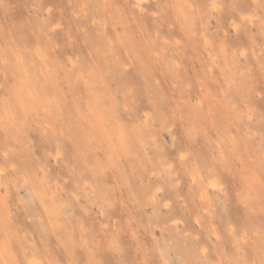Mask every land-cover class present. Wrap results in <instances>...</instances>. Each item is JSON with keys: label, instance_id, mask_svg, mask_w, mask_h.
Here are the masks:
<instances>
[{"label": "rangeland", "instance_id": "1", "mask_svg": "<svg viewBox=\"0 0 264 264\" xmlns=\"http://www.w3.org/2000/svg\"><path fill=\"white\" fill-rule=\"evenodd\" d=\"M136 5L0 0V264H264V0Z\"/></svg>", "mask_w": 264, "mask_h": 264}, {"label": "bare ground", "instance_id": "2", "mask_svg": "<svg viewBox=\"0 0 264 264\" xmlns=\"http://www.w3.org/2000/svg\"><path fill=\"white\" fill-rule=\"evenodd\" d=\"M132 1H134V3L137 4L136 6L139 7V6H140V2L143 1V0H132ZM144 1H145V0H144ZM81 8H82V7H81ZM47 9H49V8H47ZM47 9H46V10H47ZM138 9H140V7H139ZM142 9H143V8H142ZM46 10H45V11H46ZM36 54H37V53H36ZM21 125H22V124H21ZM192 175H193V174H192Z\"/></svg>", "mask_w": 264, "mask_h": 264}]
</instances>
